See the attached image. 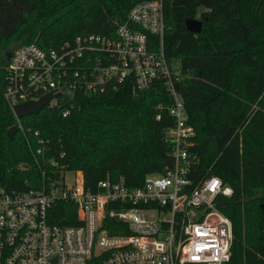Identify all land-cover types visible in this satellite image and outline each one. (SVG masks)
Returning <instances> with one entry per match:
<instances>
[{"label":"trees","instance_id":"trees-1","mask_svg":"<svg viewBox=\"0 0 264 264\" xmlns=\"http://www.w3.org/2000/svg\"><path fill=\"white\" fill-rule=\"evenodd\" d=\"M143 1L152 0H0V44L17 37L22 42L12 49L32 43L48 50L79 35L114 38ZM161 1L163 51L170 65L179 64L175 88L195 131L192 175L218 176L232 188L218 202L233 227L226 264H264V0ZM188 18L201 21L199 34L187 31ZM153 40L158 48L160 39ZM9 52L0 58V185L6 190L42 185V168H49L32 155L40 138L60 164L82 171L91 190L104 178L137 186L171 166L165 129L172 124V97L159 82L139 92L123 83L79 94L65 117L43 107L20 118L23 128L9 139L7 130L17 124L3 97ZM51 213L52 223H77L72 204L58 203Z\"/></svg>","mask_w":264,"mask_h":264},{"label":"built area","instance_id":"built-area-1","mask_svg":"<svg viewBox=\"0 0 264 264\" xmlns=\"http://www.w3.org/2000/svg\"><path fill=\"white\" fill-rule=\"evenodd\" d=\"M161 0L135 4L114 38L79 35L56 48L24 44L12 49L5 66L3 97L12 107L52 94L45 105L68 116L79 94L104 93L127 83L134 92L155 82L170 93L172 124L165 129L172 164L147 174L137 186L123 179L99 180L94 190L79 169H67L47 151L42 138L32 150L42 168L40 187L8 191L0 185V264H226L233 227L218 207L232 188L218 176L196 179L188 122L178 72L163 51ZM160 39L155 47L154 38ZM159 104L158 108L163 109ZM160 119L161 114H157ZM34 134L39 136V132ZM65 156L63 150L58 152ZM41 166V165H40ZM72 204L76 224L50 221L58 203Z\"/></svg>","mask_w":264,"mask_h":264},{"label":"water","instance_id":"water-1","mask_svg":"<svg viewBox=\"0 0 264 264\" xmlns=\"http://www.w3.org/2000/svg\"><path fill=\"white\" fill-rule=\"evenodd\" d=\"M185 27L187 31L193 34H199L202 29L201 21L197 19L188 18L185 20ZM7 56V55H6ZM53 98L52 94H47L40 97L38 100H29L22 103H18L12 107L17 118H22L27 115H36L39 111L47 105V103ZM18 126L13 125L7 130V137L12 139L14 134L17 132Z\"/></svg>","mask_w":264,"mask_h":264},{"label":"rangeland","instance_id":"rangeland-1","mask_svg":"<svg viewBox=\"0 0 264 264\" xmlns=\"http://www.w3.org/2000/svg\"><path fill=\"white\" fill-rule=\"evenodd\" d=\"M22 39L11 38L9 41L0 44V58L4 56L7 52H9L14 46L21 44ZM174 71L179 72V64L176 63L174 66Z\"/></svg>","mask_w":264,"mask_h":264}]
</instances>
